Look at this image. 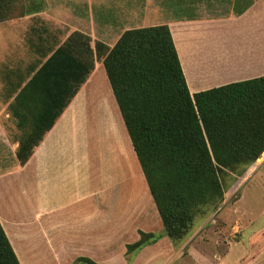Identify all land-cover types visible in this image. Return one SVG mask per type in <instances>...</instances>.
<instances>
[{
  "label": "crops",
  "instance_id": "obj_1",
  "mask_svg": "<svg viewBox=\"0 0 264 264\" xmlns=\"http://www.w3.org/2000/svg\"><path fill=\"white\" fill-rule=\"evenodd\" d=\"M165 1L147 0L142 12L141 7L133 12L129 0H109L98 5L104 12L96 19V3H89L87 13L80 15V0H46L12 24H1L0 111L7 109L13 119V137L23 138L35 114L51 105L55 78L49 71L27 84L74 33L92 39L94 50L96 31L112 35L115 30L167 26L191 96L264 77V0H253L227 17L197 11L177 17L172 1ZM18 53L22 60L15 56ZM17 117L27 120L25 129L18 127ZM113 142L119 148L114 157ZM15 151L10 169L0 170V225L19 264H73L80 257L96 264H160V256L161 264H208L190 239L176 250L165 237L128 263L125 238L131 236L135 243L138 231L160 234L162 225L101 60H95L85 83L23 166ZM122 172L129 186L128 180L122 184V177L116 178ZM263 174L264 153L237 178L248 177L233 188L239 193L232 206L234 216H251L238 205L249 181ZM251 187L264 198V183ZM239 225L238 240L228 242L224 255L212 256L211 264H229V250L241 244ZM184 248L187 259L182 258ZM252 258L230 262L255 264Z\"/></svg>",
  "mask_w": 264,
  "mask_h": 264
},
{
  "label": "trees",
  "instance_id": "obj_2",
  "mask_svg": "<svg viewBox=\"0 0 264 264\" xmlns=\"http://www.w3.org/2000/svg\"><path fill=\"white\" fill-rule=\"evenodd\" d=\"M90 42L74 33L27 84L49 71L55 98L30 120L15 158L20 166L29 160L101 60L162 225L160 234L138 231L126 256L163 237L180 243L197 215L222 204L227 183L264 153V77L191 96L167 26L126 31L112 48L95 42L92 50ZM16 119L25 129L27 120ZM0 264H19L1 225ZM73 264L96 263L80 257Z\"/></svg>",
  "mask_w": 264,
  "mask_h": 264
},
{
  "label": "rangeland",
  "instance_id": "obj_3",
  "mask_svg": "<svg viewBox=\"0 0 264 264\" xmlns=\"http://www.w3.org/2000/svg\"><path fill=\"white\" fill-rule=\"evenodd\" d=\"M109 0H80L79 4V12L80 15L87 13L86 11L89 10V3H96L95 5V11L94 15L96 16V19L100 16H103L104 8L98 7L99 4L108 2ZM129 6L133 12L136 11L138 7H141L140 11L142 12L145 8L146 4L145 2L147 0H129ZM168 1V0H166ZM165 1V2H166ZM170 3L174 4V14L179 16H192L194 15V11H197V14H209L213 16H222L227 17L228 15L235 13L238 14L241 11L245 10L253 0H169ZM46 0H4L3 3L6 6L5 10L0 11V18L2 22L1 24L6 23H13V21L19 20L20 16H22L24 13L28 12L31 8L38 9L40 6L42 7ZM43 3V4H42ZM140 12V13H141ZM19 17V18H18ZM102 20V18L100 19ZM112 23H114L111 20ZM118 25V24H117ZM1 27V26H0ZM96 38L95 42H99L98 40H101L100 43H107L110 45H115L116 40L121 37L123 34L122 30H115L112 35L106 34L103 31H96ZM92 40V39H90ZM0 44H1V38H0ZM1 49V48H0ZM1 55V53H0ZM19 60H22V53H18L15 55ZM14 122L11 118L9 112L6 110L0 111V170L5 171L7 169H10L9 166L14 161V147L17 143L20 142L22 138H14L13 134L15 133V129L13 127ZM30 129V126L28 129L24 131V134L28 132ZM113 148V157L116 156L119 152L118 145L113 142L112 143ZM16 152V151H15ZM123 161V160H122ZM118 174V173H117ZM121 178V183L124 184V182L128 179H124L125 175L124 172H122V175L120 173L116 177ZM126 177L128 175L126 174ZM262 177V178H261ZM113 178H115L113 176ZM247 178L244 180H238V182H246ZM114 181V179H113ZM236 182H230L227 183L225 188V194L226 199L222 202V204L210 208L208 210H205L202 214L200 213L197 215L196 219L194 220V223L190 229V232L188 236L182 240V242L189 240L192 243H195V249L200 253L204 259L208 262V264H211L215 262V259H212V256L216 255H224L227 252L228 242L231 241H237L239 238L238 234V225L236 219L237 216H234L233 214H236V211H233L232 206L233 203L237 200L239 193H237L233 189ZM131 183L130 179L127 181V185ZM241 183V184H242ZM256 183H264V174L262 176H255L249 181V186L246 187L244 191L243 199L238 205L239 209L243 210V214L245 215L246 212L251 215L250 217H239L240 220V227H241V234H240V241L241 244L231 247L229 250V264H231L230 261H235L237 258H245L246 261L251 259V262H255V264H264V237H262L260 234L264 232V198L258 197V195H263L262 191H254L252 190L251 186L256 185ZM128 192V190H127ZM224 194V195H225ZM128 199H132L130 196V192L128 193ZM225 202L228 204L226 208L223 210L222 207L225 204ZM222 209V210H221ZM242 215V214H241ZM227 219V220H226ZM235 222V223H234ZM162 232V231H161ZM235 233V235H233ZM240 233V232H239ZM131 236H127L125 239L128 244L132 243L133 241L130 238ZM180 243H175L176 250H179V246H181ZM183 252V259H187V248H184L182 250ZM132 256H129L127 258H130L131 262ZM163 259L161 256L159 258L160 264L163 262ZM157 261H155L153 264H156ZM177 264V263H175ZM204 264V263H203ZM247 264V263H246Z\"/></svg>",
  "mask_w": 264,
  "mask_h": 264
},
{
  "label": "bare ground",
  "instance_id": "obj_4",
  "mask_svg": "<svg viewBox=\"0 0 264 264\" xmlns=\"http://www.w3.org/2000/svg\"><path fill=\"white\" fill-rule=\"evenodd\" d=\"M105 136H106V134H105Z\"/></svg>",
  "mask_w": 264,
  "mask_h": 264
}]
</instances>
